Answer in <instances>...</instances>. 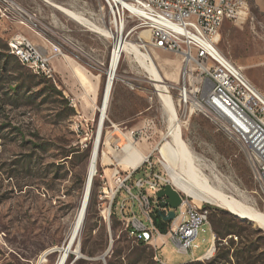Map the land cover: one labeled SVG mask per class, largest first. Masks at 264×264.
<instances>
[{
	"label": "rangeland",
	"instance_id": "1",
	"mask_svg": "<svg viewBox=\"0 0 264 264\" xmlns=\"http://www.w3.org/2000/svg\"><path fill=\"white\" fill-rule=\"evenodd\" d=\"M15 1L39 13L42 22L52 30L47 31L46 36H53L61 43L66 56H60L59 67L55 66V84L45 78L46 82L35 85L34 82L41 79L39 75L32 87L24 91L18 88L15 96L11 90L8 96L5 94L8 85L12 88L25 85L29 81L26 75L33 73L23 66L12 68L14 62H10L8 70L0 68V264H36L47 252L42 264H56L60 255L57 248L68 238L82 195L96 137L98 113L95 106L101 102L105 69L113 45L111 39L78 24L43 0ZM50 1L97 23L98 0ZM260 1L264 2L247 0L252 21L243 30L231 22L222 25L218 47L229 58L233 54L255 58L260 64L252 66L248 73L260 67L264 79V14L257 7ZM51 32H55L56 37ZM4 37L0 36L3 41ZM33 40L40 42L37 37ZM243 40L249 41L243 45ZM153 57L152 62L164 82L177 79L181 66L178 55L155 50ZM243 71L248 77L247 69ZM117 73L120 78L114 80L111 90L96 172L77 238L78 253L70 252L64 264H127L144 249L152 250L153 261L160 264L196 260L195 256L211 246V215L227 217L228 214L237 218L228 220L233 229L240 232L244 240L256 244L253 256L258 255L260 260L255 264H264V246H260L262 241L257 238L260 232H256L260 230L264 236V230L218 205L200 201L199 205L209 210L208 223L198 228L187 255L176 253L166 237L152 244H140L124 230L117 208L125 192L120 190L113 197L117 185L113 174L119 170L121 176H125L130 171L121 149L127 141L134 140L135 146L145 156L151 154L156 162L160 158L158 148L167 138L168 118L158 92L145 80L147 74L138 62L125 54ZM52 87L60 94L52 91ZM171 93L176 98L175 90ZM174 105L182 138L199 159L200 171L209 184L264 214V195L254 183L240 147L203 115H183L176 103ZM102 156L103 162L100 161ZM144 174L145 170L138 171L129 182ZM230 236L234 240L233 248L239 247L237 236L227 238ZM222 244L226 245V241Z\"/></svg>",
	"mask_w": 264,
	"mask_h": 264
},
{
	"label": "built area",
	"instance_id": "2",
	"mask_svg": "<svg viewBox=\"0 0 264 264\" xmlns=\"http://www.w3.org/2000/svg\"><path fill=\"white\" fill-rule=\"evenodd\" d=\"M98 1L97 24L106 31L133 41L143 54L153 57L155 50H163L180 57L177 80L169 87L170 92L175 90L176 98L171 95L176 106L183 115H203L240 147L252 179L264 195V94L247 78L243 68L218 48L222 23L225 20L237 22L246 16L249 12L247 0ZM24 30L39 38L41 43H36ZM47 31L52 30L42 22L38 12L15 0H0V33L12 38L14 51L30 60V71L42 72L44 78L55 84L52 61L66 54L61 43L53 36H46ZM141 31L147 32L149 40L140 36ZM51 33L56 37L55 32ZM111 41L113 45V39ZM124 55L123 51L121 58ZM146 74L145 80L154 87ZM119 78L117 73L114 80ZM160 158L156 159L160 169L151 154H147L136 167H128L130 171L125 176L116 170L113 197L120 190L125 192L117 209L124 230L134 241L152 244L166 237L173 243L176 253L187 255L198 228L208 223L209 210L194 203L192 197L173 185ZM142 169L144 176L130 183L134 174ZM165 184L179 192L181 203L174 209L172 220L164 221L159 216L167 223V232L162 234L153 217L158 209L163 215L170 211L168 207H159L156 198ZM212 255L206 253L198 260L209 259Z\"/></svg>",
	"mask_w": 264,
	"mask_h": 264
},
{
	"label": "bare ground",
	"instance_id": "3",
	"mask_svg": "<svg viewBox=\"0 0 264 264\" xmlns=\"http://www.w3.org/2000/svg\"><path fill=\"white\" fill-rule=\"evenodd\" d=\"M43 1L50 4L56 10L62 12L78 24L83 25L96 33H99L106 38L113 39V47L108 61V66L105 69L106 81L101 102L99 105L95 106V109L98 113L96 137L93 141L89 155L82 195L75 211L68 238L62 246L57 248V250L60 252V255L56 264H64L66 256L70 252L78 253L77 238L84 222L86 208L90 196L91 183L96 172L98 153L100 149L99 143L97 144V138L99 132L102 131L103 122L106 118V110L110 99L111 89L116 76L117 66L121 58V53L123 51L127 56L138 62L145 72L148 73L153 81L155 91L158 92V96L162 100L164 111L168 118V132L166 134L167 138L165 139L164 143L160 146V148H158V153L163 158L164 165L170 174L173 185L180 192L192 197L193 202L196 204H199L201 201L207 204L221 206L227 211L231 212L234 216L247 219L264 230V214L262 212L241 203V201L239 202V200H236L231 195L225 194L219 188L213 187L209 184L208 178L201 173L198 164L199 159L189 151L182 138L180 120L174 105V98L169 90V87L174 84L177 79L174 78L170 82H164L155 65L153 64L151 56L148 54H143L138 48V45H136V43L133 41L125 40L123 36L119 34H111L96 22H93L91 19L85 17L82 13L73 11L65 6L51 2L50 0ZM0 36H4V33H0ZM140 36L145 40H149V36L145 31H141ZM4 39L8 46V52L14 55L22 65L30 68V60L22 53L14 51L12 38L4 37ZM32 72L43 75L42 72ZM122 135L125 136L123 133ZM129 137L131 138V136ZM133 141H127L121 149L122 158L126 157L125 159H127L128 164H130L128 166L129 168L136 167L145 157V155L135 146ZM102 159L103 156L100 158V161H102ZM214 178L217 181L219 180L217 175H214ZM141 242L148 244V241ZM213 251V248L210 249L207 253V256L213 254ZM46 254H43L36 264H42L45 261Z\"/></svg>",
	"mask_w": 264,
	"mask_h": 264
},
{
	"label": "trees",
	"instance_id": "4",
	"mask_svg": "<svg viewBox=\"0 0 264 264\" xmlns=\"http://www.w3.org/2000/svg\"><path fill=\"white\" fill-rule=\"evenodd\" d=\"M10 62H14V66L12 68L19 69L22 66L26 67L22 65L14 55L8 52V46L5 42V39L3 41L0 38V68L8 70V68L10 67ZM32 73L33 74L29 73L26 75V78L29 81L25 83V85H15L14 88L8 85V90L5 92V94L8 96L9 91L11 90V94L15 96L18 88H21L24 91L25 89L32 87V82H34L35 78H37L39 75V77H41L40 81L34 82V84L38 85L40 82H46V79L43 77V75L36 74L34 72ZM52 91L60 94V92L57 91L54 87H52ZM153 219L154 223L159 227L161 233L165 234L167 232V223L163 222L158 214H155ZM210 220L211 232L214 235L215 253L211 258L206 259L209 260L207 263L203 262V260H190L178 264H255L260 260V257L258 255L253 256V252L257 250L256 244L244 240L243 235L240 232L235 231L233 227L228 223V220H237V218H234L229 214L227 217L223 215H221V217H214L211 215ZM256 232H260L257 238L259 241H262V243H260V246H264V236L261 234L260 230H257ZM229 235L237 236V239H239L238 243L240 244L239 247L233 248L234 240L232 236L227 238ZM223 240L226 241V245L222 244ZM139 243L143 244V242L141 241H139ZM153 255L154 252L152 250L146 252L144 249L142 251H139L132 259L128 260L127 264H160L153 261ZM70 257L71 256H69V258Z\"/></svg>",
	"mask_w": 264,
	"mask_h": 264
},
{
	"label": "crops",
	"instance_id": "5",
	"mask_svg": "<svg viewBox=\"0 0 264 264\" xmlns=\"http://www.w3.org/2000/svg\"><path fill=\"white\" fill-rule=\"evenodd\" d=\"M257 7L258 9L260 10V12H262L264 14V2L260 1V2H257ZM252 21V18L249 17V13L242 17L239 21L237 22H232V21H228V20H225L222 25L225 23V22H231L233 23L235 26H237V28L239 30H243L244 27H247L248 23H250ZM222 25H221V28H222ZM221 28H220V38H221ZM24 32L29 36L31 37L32 39L34 38L30 32L24 30ZM249 40H243V45L248 42ZM41 42V41H40ZM38 42V43H40ZM219 45V44H218ZM219 48V47H218ZM246 47L243 48V50H245ZM247 55V54H246ZM234 58V59H232ZM230 59L238 66H241L243 68V70L247 69V73H248V70H250V68L254 65H259L260 62L256 63V60L255 58L253 57H250V56H237L235 54H233V57H230ZM53 66L54 68L56 67H59V57H56L53 59ZM56 66V67H55ZM263 71V69H261L260 67L258 68H255V71L250 74V72L248 73V79L253 83V85H255L258 90L264 94V87L263 86H257V85H264V79L262 78V75H261V72ZM55 72H56V69H55ZM114 84V82H113ZM113 87V86H112ZM112 90V89H111ZM111 95V94H110ZM110 100V99H109ZM109 104V103H108ZM108 108V107H107ZM106 114H107V110H106ZM212 236H213V233H211V239H212ZM166 240V239H165ZM207 253V251L205 253H202L198 256H195V259L198 260L200 259L202 256H204L205 254ZM193 260V259H192ZM187 262V261H186ZM184 263V262H183Z\"/></svg>",
	"mask_w": 264,
	"mask_h": 264
},
{
	"label": "water",
	"instance_id": "6",
	"mask_svg": "<svg viewBox=\"0 0 264 264\" xmlns=\"http://www.w3.org/2000/svg\"><path fill=\"white\" fill-rule=\"evenodd\" d=\"M100 131V130H99ZM100 133L97 138V144L99 143V137ZM90 188V184H89ZM156 198L159 201L158 206L161 208H170V211L166 215H163L161 211L158 209L157 213L158 215L164 220V221H170L174 218V209L177 208V206L181 203V196L178 191H176L170 184H165L162 189H160L157 194ZM164 198V200H161ZM109 248V247H108ZM213 250L215 249L214 246V235L212 236V241H211V246L208 249L207 253L209 252L210 249ZM48 253V252H47ZM103 258V255L101 256Z\"/></svg>",
	"mask_w": 264,
	"mask_h": 264
}]
</instances>
